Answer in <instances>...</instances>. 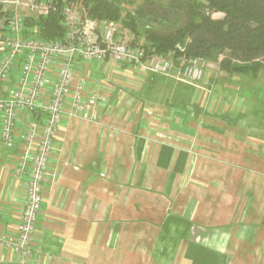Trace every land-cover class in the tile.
Masks as SVG:
<instances>
[{"label":"crops","instance_id":"crops-1","mask_svg":"<svg viewBox=\"0 0 264 264\" xmlns=\"http://www.w3.org/2000/svg\"><path fill=\"white\" fill-rule=\"evenodd\" d=\"M111 64L75 62L100 102L58 127L26 258L3 240L27 174L0 140V264H264V70L208 67L182 105L176 80Z\"/></svg>","mask_w":264,"mask_h":264},{"label":"built area","instance_id":"built-area-1","mask_svg":"<svg viewBox=\"0 0 264 264\" xmlns=\"http://www.w3.org/2000/svg\"><path fill=\"white\" fill-rule=\"evenodd\" d=\"M83 4L84 0H0V140L9 148L20 146L13 174H27L16 227L3 241L20 258L39 248L37 214L61 121L96 117L100 97L86 91L87 79L74 67L77 60L97 65L109 59L116 67L172 75L192 83L197 98L204 89L205 59L182 56L175 62L170 54L148 55L141 46L122 40L113 22L96 28L99 20L89 17ZM51 14L58 16L64 33L46 40L38 23ZM83 23L101 31V38L82 30Z\"/></svg>","mask_w":264,"mask_h":264},{"label":"trees","instance_id":"trees-1","mask_svg":"<svg viewBox=\"0 0 264 264\" xmlns=\"http://www.w3.org/2000/svg\"><path fill=\"white\" fill-rule=\"evenodd\" d=\"M158 1L146 0L134 10L122 7L121 0H84L83 5L89 17L99 20V26L107 22L120 24L116 28L122 38L123 30H128L131 38L126 42L141 46L148 55L169 52L175 62L182 56L200 57L206 62L215 61L226 73L240 72L252 77L264 70V0ZM217 12L222 16L214 17ZM57 17L51 14L39 21L43 39L63 35L64 28ZM148 74L149 81L162 76ZM161 79L166 85L173 82ZM176 83L181 84L182 105L186 103L184 97L188 101L196 97L192 83Z\"/></svg>","mask_w":264,"mask_h":264},{"label":"rangeland","instance_id":"rangeland-1","mask_svg":"<svg viewBox=\"0 0 264 264\" xmlns=\"http://www.w3.org/2000/svg\"><path fill=\"white\" fill-rule=\"evenodd\" d=\"M122 2L120 3L121 5H122V7H126V8H129V9H131V10H134V9H136V8H138L139 6H140V3L141 2H144V1H146V0H121ZM158 1V0H157ZM168 0H159L158 2H162V4L163 3H166ZM142 4V3H141ZM220 16H222V13H220V12H217V13H215L214 14V17H220ZM116 25H117V27L118 26H120V24H118V23H116ZM124 31V36H123V38H124V41H126V40H128V39H130L131 38V34L128 32V30H123ZM121 33V32H120ZM122 34V33H121ZM169 53V52H168ZM167 53V54H168ZM166 54V55H167ZM212 64V63H211ZM96 67V66H95ZM210 68V69H214V68H216V67H218V65H217V63L214 61V64H212V66H207L205 69H207V68ZM96 68H98V67H96ZM134 69V71H136L137 72V70L135 69V68H133ZM204 74V73H203ZM205 75V74H204ZM204 84V83H203Z\"/></svg>","mask_w":264,"mask_h":264},{"label":"bare ground","instance_id":"bare-ground-1","mask_svg":"<svg viewBox=\"0 0 264 264\" xmlns=\"http://www.w3.org/2000/svg\"><path fill=\"white\" fill-rule=\"evenodd\" d=\"M106 25H108V24H105L103 27H105ZM95 27L97 28V27H99V25H98V21L95 23ZM81 28H82V30H84V31H86V32H88V33H92V34H94V35H96L98 38H101V36H102V32L101 31H97V30H91V28H90V26L87 24V23H83L82 25H81ZM119 35H121L120 33H119ZM121 37H122V35H121ZM122 40H124V38L122 39ZM172 71V70H171ZM145 73H152V72H145ZM173 73H175L174 71H173ZM153 74V73H152ZM154 74H158V73H154ZM153 74V75H154ZM158 75H162V76H166V77H169V78H171V79H174V80H177V81H182V82H186V83H190V82H187V81H185V80H180V79H177V78H175L174 76H172V75H164V74H158ZM21 149V148H20ZM21 152V151H20ZM16 166V165H15ZM15 169V168H14ZM14 171V170H13ZM16 227V226H15ZM14 227V228H15ZM15 253V252H14ZM31 253V252H30ZM17 254V253H16ZM18 255V254H17ZM19 256V255H18ZM27 257V255H25L24 257H22V258H26Z\"/></svg>","mask_w":264,"mask_h":264},{"label":"water","instance_id":"water-1","mask_svg":"<svg viewBox=\"0 0 264 264\" xmlns=\"http://www.w3.org/2000/svg\"><path fill=\"white\" fill-rule=\"evenodd\" d=\"M171 70L174 71L175 73L177 72V68L174 66L171 68Z\"/></svg>","mask_w":264,"mask_h":264}]
</instances>
